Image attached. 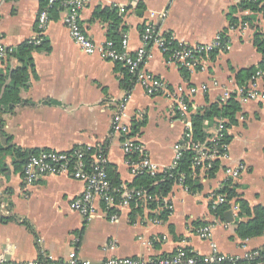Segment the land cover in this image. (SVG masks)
<instances>
[{"label": "crops", "instance_id": "0c3cea01", "mask_svg": "<svg viewBox=\"0 0 264 264\" xmlns=\"http://www.w3.org/2000/svg\"><path fill=\"white\" fill-rule=\"evenodd\" d=\"M140 3L144 5L142 11L138 10ZM40 4V0H0V35L5 45L16 49L37 37ZM238 4L239 0H87L81 22L98 45L108 41L111 22L95 17L96 11L125 9L119 12L120 31L126 33L131 54L143 46L141 29L147 24L156 25L162 34L187 45L211 43L228 31L231 50L208 57L205 69L192 71L188 80L159 49L150 48L144 67L147 73L173 89H199L190 98V114L185 117L170 100L148 95L138 82L126 99L121 86L123 68L98 55L83 53L72 41L63 15L53 18L43 34L46 48L33 53L35 72L28 87L21 91L23 103L13 113L3 115L5 131L17 147L69 152L79 146L97 147L108 142L107 160L117 168L125 193L135 177L126 164L122 138L112 131L120 103L125 101V123L131 127L143 123L135 138L158 166L157 173L175 162L177 146L191 127L193 114L215 103L226 104L232 96H237L241 112L228 131L231 143L216 176L202 178L203 189L197 194L176 185L164 200L171 209L167 222L156 217L161 207L137 211L129 203L118 205V219L111 221L99 200L95 203L99 214L85 218L71 208L73 201L85 193L84 182L68 175H51L38 177L28 185L14 171L12 159L7 158V170L0 174V256L9 261L30 262L43 253L59 260L76 253L93 264H101L114 258L151 260L183 248L207 258L212 254L211 243L221 254L236 259L264 248V236L246 240L237 237V223L245 220L239 217V206L232 207L231 219L227 216L226 222L216 219L209 209L212 194L230 180L227 171L240 166L244 169L239 177L231 178L236 192L251 207H264V103H241L237 94L241 87L236 82L241 70L258 67L262 60L254 39L256 34L264 35V14H233ZM230 14L239 22L254 19L249 26L239 24L232 30ZM18 65L17 60L8 58L0 69ZM255 82L259 88L264 86L262 78ZM213 129L214 125L209 126L208 133L212 134ZM204 174L202 170L201 175ZM123 196L124 201L126 194ZM195 221L210 224V239L200 237V227L193 225Z\"/></svg>", "mask_w": 264, "mask_h": 264}, {"label": "built area", "instance_id": "2783aa9c", "mask_svg": "<svg viewBox=\"0 0 264 264\" xmlns=\"http://www.w3.org/2000/svg\"><path fill=\"white\" fill-rule=\"evenodd\" d=\"M256 1V0H254ZM87 0H48V5L44 10H41L38 16L37 23V37L30 40L34 45H41L44 37L43 34L53 21L50 15V8L59 6L61 14L63 15V23L68 30L72 41L87 55H98L101 59L111 61L114 63H122L129 69V72L136 77V82L140 83L145 89L146 93L150 96H163L173 103V106L181 116L185 117L190 114V98L197 93L199 89L193 87L180 86L175 89L168 87L164 82L157 79L153 75L147 73L144 67L150 58L149 46L156 47L164 55L170 54L167 60L176 65L180 70L186 69L187 71H201L205 69L207 58L213 53L228 52L231 50V42L229 36L226 39L222 38L220 34L213 42L199 45H187L177 42L173 36L166 37L162 34L156 25L147 24L144 31L141 33V40L143 46L136 53H129V41L127 36L122 40L120 48H116L114 42L106 41L104 45H98L85 31L82 22L81 14L85 9ZM125 9L121 8L120 12ZM246 25H244L245 27ZM230 29H234L231 27ZM15 51V48L8 47L4 43L3 37L0 35V67L5 59ZM262 78V77H259ZM258 79V78H257ZM256 81V80H255ZM252 82L248 90L240 88L238 95L241 103L246 104L252 101H260L264 103V86L259 88L256 82ZM203 90L206 87L202 88ZM126 100V99H125ZM119 110L113 119L112 131L113 135H120L124 138L121 142L122 149L126 157L132 153H143L144 149L141 144L137 145L138 140L131 135V126L125 123V101L118 106ZM208 122H206V125ZM187 129L185 138H190L191 134ZM226 128L224 123L215 125L211 138L207 140L210 143L194 145L193 151L195 153V167H202V170L208 169L206 163L216 160H223L227 156V152L220 154L219 144L225 137ZM88 148H94L87 146ZM228 147L224 146V149ZM185 147L182 142L177 146V156L173 165L167 170L175 169L178 165L180 158ZM71 152H56L44 151L38 156H33L27 162L24 168V181L28 185L34 184L38 177L43 176H59L68 175L73 179L82 181L86 185L85 193L78 199L74 200L71 208L81 214L85 218H92L99 214V208L96 206V201L99 200L103 204L102 210L109 214L111 209H115L118 205L128 204V201L134 197L138 200H147V196L142 191L128 190L123 192L124 201L118 204L112 195L111 184L108 181V175L101 164L106 162L103 156V151L95 156L94 172L88 173L82 159L85 153L76 151L74 155ZM76 160V165L73 169L70 168L71 160ZM132 175L134 177L144 173H157L158 166L151 162L146 155L142 161L133 162L126 159ZM243 166L237 169H229L227 171L228 177L237 179L241 174ZM166 171V170H165ZM122 194V195H123ZM123 196V197H124ZM224 199L218 197L215 203H223ZM111 221H116L118 216L116 213L109 215ZM211 226L203 227L199 230V235L203 239L211 238ZM212 254L207 258L199 257L189 249H179L169 257H163L158 261L152 258L151 260L139 258H126V259H108L101 264H238L240 260H250L260 257L258 250L248 253L244 259H236L220 253L217 246L211 243ZM0 264H93L89 260L80 258L76 253H71L63 260L55 259L50 255L43 253L37 260L30 262L22 261H9L4 256H0ZM259 264H263L262 262Z\"/></svg>", "mask_w": 264, "mask_h": 264}, {"label": "trees", "instance_id": "16d2710c", "mask_svg": "<svg viewBox=\"0 0 264 264\" xmlns=\"http://www.w3.org/2000/svg\"><path fill=\"white\" fill-rule=\"evenodd\" d=\"M41 10H44L48 5V0H40ZM144 5L140 3L138 10H143ZM50 15L53 20L58 17L61 12L59 6H54L49 9ZM117 8H104L98 9L95 13V17L103 18L110 21L108 30V41H112L116 48H120L122 40L125 38L126 33L120 31V26L122 23V17ZM237 12H251L253 15L259 13L264 14V0H239L237 7H234L232 13ZM254 17H249L243 19L241 22L235 18L232 14L229 15V24L231 27H236L239 24H247L248 26L252 23ZM157 27V26H156ZM230 27V28H231ZM158 28V27H157ZM144 27L141 29V33L144 31ZM222 38L226 39L228 31H224L221 34ZM171 35H166L170 37ZM254 45L262 56V60L258 67H251L248 69L241 70L236 75L237 84L246 90L249 89V84L254 82L257 78L262 77L264 79V35L256 34L254 39ZM42 48H46L45 42L41 45H34L33 43L25 42L19 45L15 51L10 54L8 58H14L17 60L19 65L14 69H7L3 71L0 69V174L7 170L6 160L7 158L12 159V167L16 173H20L24 177V168L33 156H38L43 150H24L13 144L12 136L5 131V120L3 118L4 114L13 113L15 108L23 103L21 99V91L28 87L31 79V75L35 72V65L33 61V53ZM151 48L150 46L148 47ZM218 53H213L209 57L214 58ZM166 58L170 57L169 53H166ZM119 67L123 68L124 79L121 81V86L125 91L126 99L130 96L131 90L134 83L136 82V77L129 72V69L125 67L122 63H116ZM186 80L190 77V71L186 69L180 70ZM241 112V105L237 99V96H232L226 104L215 103L205 110L196 112L191 116V127L189 133L190 138H185L182 141L185 149L182 153L178 165L175 169L166 170L162 173H144L135 177L133 183L129 185L130 190L142 191L146 194V202L139 201L137 197H134L128 201L129 205L136 208L137 211H143L145 208L149 210H156L161 207V211H158L156 217L161 222H167L171 215L170 206L164 203V200L172 192L176 185H182L185 190L192 194H197L202 191V178H214L216 173L221 167V161L216 160L213 162L206 163L208 169L205 170V176H202V167H195V153L193 151L194 145L205 144L210 145L207 140L211 138V134L208 133L209 126L219 125L224 123L226 128L225 137L220 141L218 146L220 154L228 153L227 148L231 143V136L228 131L233 125L236 124L237 114ZM208 122V126L205 125ZM143 123H135L131 127L132 137L140 132V128ZM124 138H122V141ZM140 143H137L139 145ZM107 148L108 142L103 145H99L94 148H88L87 146H79L75 148L74 152L70 155H74L76 151H82L85 153L82 159L85 169L88 173L94 172V162L95 156L103 151V156L106 162L101 164V167L105 169L108 175V181L111 184L112 195L114 196L116 202H121L122 200V181L119 178L118 170L115 166L111 165L107 160ZM46 151V150H45ZM48 152V151H47ZM147 154L143 153H132L126 157V159L131 160V163L140 162ZM76 160L72 159L70 163V168L73 169L76 165ZM218 197L224 199L223 203H215ZM239 206V217L245 218V220L238 222L236 227V235L242 240L252 239L264 236V207L257 206L251 207L249 203L242 199L235 190L231 179L228 180L225 186L214 192L211 197V203L209 205L210 212L216 219L220 221H227V215L231 213L233 206ZM136 211V210H135ZM116 213L115 209L109 211V215ZM1 220V216H0ZM195 227L210 226L208 222L195 221L193 223ZM260 252V257L250 260H240L238 264H264V248L258 250ZM176 253V252H175ZM173 255V254H172ZM163 256V257H169ZM163 257L154 259L158 261ZM203 264V263H199Z\"/></svg>", "mask_w": 264, "mask_h": 264}, {"label": "water", "instance_id": "95a60500", "mask_svg": "<svg viewBox=\"0 0 264 264\" xmlns=\"http://www.w3.org/2000/svg\"><path fill=\"white\" fill-rule=\"evenodd\" d=\"M227 216H228L229 219H231V214H228Z\"/></svg>", "mask_w": 264, "mask_h": 264}]
</instances>
